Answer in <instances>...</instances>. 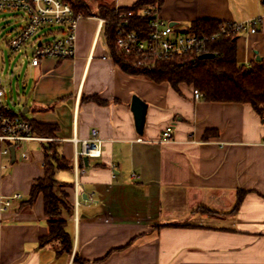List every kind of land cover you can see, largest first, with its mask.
I'll list each match as a JSON object with an SVG mask.
<instances>
[{"label":"crops","instance_id":"1","mask_svg":"<svg viewBox=\"0 0 264 264\" xmlns=\"http://www.w3.org/2000/svg\"><path fill=\"white\" fill-rule=\"evenodd\" d=\"M137 1L94 0L93 9ZM154 8L178 33L198 21L264 18V0H162ZM103 26L98 17L81 18L73 58L28 64L21 112L56 131L28 142L27 160L0 152V264H264V114L250 104L195 101L189 85L125 73ZM258 56L264 59V20L257 33L237 37L240 65ZM134 96L147 106L142 131ZM168 127L172 138L162 142ZM93 129L103 153L77 178L84 162L77 154ZM50 143L73 165L55 174L71 205L62 215L70 250L41 243L49 234L44 195L30 201ZM14 195L20 198L1 212L2 198Z\"/></svg>","mask_w":264,"mask_h":264},{"label":"trees","instance_id":"2","mask_svg":"<svg viewBox=\"0 0 264 264\" xmlns=\"http://www.w3.org/2000/svg\"><path fill=\"white\" fill-rule=\"evenodd\" d=\"M63 1L72 7L75 16L98 17L104 20L103 35L110 55L125 73L142 76L156 83L168 82L175 88L186 84L200 91L206 101L250 104L257 113L264 114V59L261 58V61L255 59L248 66L240 65L237 61L238 36L225 35L220 40L209 43L206 53L215 55L212 59L201 60L199 57L202 54L189 53L167 60H151L153 63L151 68L136 69L132 63L144 59L118 50L116 47L118 25L126 23L128 31L136 32L146 39L151 31L150 18L143 15V12L150 10L162 0H138L128 8H115L106 3H99L96 12L92 11L84 0ZM226 26L227 23L219 21H198L182 33L210 35ZM29 122L37 136L52 137L56 131L55 126ZM56 147L55 143L49 144L45 158V177L32 187L30 201H35L39 194L44 195L49 234L41 243L56 240L70 250L71 240L65 229L66 220L62 215L64 210L71 209V205L67 201V195L61 191L65 185L55 178V174L57 170L70 169L72 164L60 157ZM79 165L81 168L84 167L82 159ZM243 196L244 193H240L237 205L241 203Z\"/></svg>","mask_w":264,"mask_h":264},{"label":"built area","instance_id":"3","mask_svg":"<svg viewBox=\"0 0 264 264\" xmlns=\"http://www.w3.org/2000/svg\"><path fill=\"white\" fill-rule=\"evenodd\" d=\"M5 11H18L23 13L25 24L16 32L9 41L8 46L12 52H22L26 48L31 51L28 56L29 64L38 67L44 59H71L75 56L76 31L80 16H75L72 7L63 0H0V14ZM154 11V12H153ZM143 15L150 18V33L143 39L136 32L128 31L126 23H121L117 28L116 47L127 55L142 57L132 63L136 69L151 68V60H167L173 57H181L189 53L205 54L207 45L220 40L225 35L239 34L248 31L252 34L258 32V26L264 18H254L241 24L227 23L221 31L210 35H196L190 33H178L174 28L158 17L155 8L146 10ZM43 27L47 31L35 38L37 32ZM57 28L62 35L54 39H46ZM149 59V61H147ZM195 101L203 99L200 91L194 90ZM23 113H14L6 101L4 82L0 78V152L2 156H11L12 149L20 152V158L27 160L28 155L23 151L24 146L35 140H40L33 132L29 120L23 117ZM172 127H168L162 134V142H169L172 138ZM103 153V142L99 131L93 129L91 138L82 141V150L77 156L81 158H100ZM76 169L77 166H76ZM85 168L77 170L78 175L83 176ZM78 183H76V186ZM20 195L3 197L1 200V212L7 211L13 201ZM78 206V202L76 201Z\"/></svg>","mask_w":264,"mask_h":264},{"label":"rangeland","instance_id":"4","mask_svg":"<svg viewBox=\"0 0 264 264\" xmlns=\"http://www.w3.org/2000/svg\"><path fill=\"white\" fill-rule=\"evenodd\" d=\"M94 11V0H84ZM25 24L23 13L18 11H5L0 14V78L4 82L6 101L14 113H20L25 105L23 82L26 79V70L29 64L28 56L31 51L26 48L22 52H12L8 46L9 41ZM57 28H51L55 30ZM48 28L40 29L35 38ZM52 36L46 39H52ZM29 114H27V117Z\"/></svg>","mask_w":264,"mask_h":264},{"label":"water","instance_id":"5","mask_svg":"<svg viewBox=\"0 0 264 264\" xmlns=\"http://www.w3.org/2000/svg\"><path fill=\"white\" fill-rule=\"evenodd\" d=\"M215 55L213 54H209V53H205L202 54L199 58L201 60H205V59H212L214 58ZM257 61H261V57H257L256 58ZM146 104L137 96L133 97V101H132V111L134 113L135 116V121H136V126L137 129L139 131H142L144 124H145V116H146ZM27 113V109H24V114ZM12 157L13 159H16V154L15 151L12 149ZM84 163L85 166H89V159L88 158H84Z\"/></svg>","mask_w":264,"mask_h":264}]
</instances>
